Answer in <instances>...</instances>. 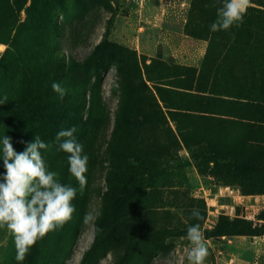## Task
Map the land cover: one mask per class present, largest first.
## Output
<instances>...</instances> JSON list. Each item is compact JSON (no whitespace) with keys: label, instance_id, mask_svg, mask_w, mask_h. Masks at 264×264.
Segmentation results:
<instances>
[{"label":"rangeland","instance_id":"rangeland-1","mask_svg":"<svg viewBox=\"0 0 264 264\" xmlns=\"http://www.w3.org/2000/svg\"><path fill=\"white\" fill-rule=\"evenodd\" d=\"M193 1L0 0V129L13 123L9 99L19 94V120L32 127L15 150L40 136L50 145L41 150L50 170L77 187L73 219L39 240L23 264H188L184 237L194 223L208 242L205 264H264L263 238L229 243L213 234L221 215L235 219L239 209L240 218L250 219L252 207L264 206L258 193L264 191V105L254 114L245 100L264 102V0H251L258 11L250 10L239 28L208 39L186 32L190 21L203 24ZM53 82L68 90L63 100ZM37 84L49 86L47 96L28 94V85ZM210 89L222 96L200 106L197 96ZM122 99L114 169L110 147ZM73 126L89 156L83 194L55 140ZM203 130L246 157L244 147L254 140L262 152L243 167L196 163L191 150L209 143ZM194 208L202 221L191 218ZM88 213L95 219L84 223ZM0 264H18L6 230H0Z\"/></svg>","mask_w":264,"mask_h":264},{"label":"clouds","instance_id":"clouds-1","mask_svg":"<svg viewBox=\"0 0 264 264\" xmlns=\"http://www.w3.org/2000/svg\"><path fill=\"white\" fill-rule=\"evenodd\" d=\"M212 6L216 7V19L211 23L210 31H228L243 24L251 0H216ZM52 90L60 100L68 91L60 82H53ZM76 131L75 126L60 130L55 140L59 150L68 154V171L83 194L88 183L89 156L74 136ZM49 147L37 135L26 144L24 151L17 152L10 136L5 134L0 138V160L4 169L0 173V230L11 235L18 264H23L39 240L62 229L76 212L72 202L76 199L77 187L62 183L59 173L50 170L41 152ZM190 215L196 221L203 220L198 209H192ZM94 219L93 213H88L84 223ZM184 239L188 242L185 249L188 264H205L210 253L201 224L189 225Z\"/></svg>","mask_w":264,"mask_h":264},{"label":"trees","instance_id":"trees-1","mask_svg":"<svg viewBox=\"0 0 264 264\" xmlns=\"http://www.w3.org/2000/svg\"><path fill=\"white\" fill-rule=\"evenodd\" d=\"M211 0H194L192 4V12L199 15L200 21L203 23L202 25H193L191 21L186 25V32L189 36L195 38V39H208L210 35H216L218 32H212L210 31V25L211 23L214 22L216 19V10L210 9L209 3ZM212 6V5H211ZM219 7V3L216 5ZM252 11H258L257 8L249 7L247 10V14L244 17V22L248 18V12ZM259 11H261L259 9ZM210 55V47L206 53L205 60L209 58ZM186 69V68H185ZM56 73L59 72V67L56 68ZM120 72H122V69L120 68ZM199 82L203 80V74L202 72L199 73ZM129 77V75H128ZM124 83L127 82V78H123ZM215 86V85H214ZM28 88L30 92L28 94L31 95V91L33 93H36L38 96L39 94H45L46 96L48 95L49 92V86H46L42 84L41 86L37 85H28ZM203 92V91H201ZM0 92V101L4 100L3 95ZM205 93H208L209 95L204 96V95H199L197 96L198 104L200 106H210L212 103H215L219 99L222 94L215 93L212 89L205 91ZM125 97V94L123 95ZM243 97L236 98V102L242 101ZM22 98L20 97L19 94H15L14 97L10 95L9 103H13L15 105L12 113L9 116V120L13 123L7 124L8 130L5 129H0V138H2L5 134L10 136L13 141V146L14 145H20V142L22 140H25L28 138V129L32 127V123H30L29 120L25 119L23 124L19 120V115H18V103L21 102ZM251 101L253 103L251 105L254 114L257 110L260 108V104L264 105V102H258L257 100L254 99H245ZM123 99L122 103L120 105V110L118 112L117 116V123L115 126V129L112 134V144L110 147V156L112 157V165L114 169H117V161L116 158L118 159L119 155V143H120V138H121V128L123 124ZM46 102V101H45ZM92 103H95L92 101ZM25 104V103H24ZM28 108V106H27ZM254 117L256 115H253ZM22 127V128H21ZM203 135V140L208 141L209 143L207 146L203 145V149L201 151H194L191 150L192 152V159L196 163H202L204 161H209V162H219V161H227L229 163H233L239 166H248V164L251 161L256 160V155H258L260 152H262V148L260 147V144L257 141H252L248 145L244 147H248V157H246L244 154L242 155L241 153L237 152L236 150H232L227 143H222L221 140L218 138H214L212 133L203 130L201 132ZM20 137H23V139L19 140ZM205 142H199L196 145H202ZM245 145V144H244ZM201 147V146H199ZM110 191L114 197H118V193L116 188H114L113 183H110ZM256 193V192H254ZM258 193H264L258 192ZM251 215L250 219H244L240 218L241 214H239V209L237 210L238 212V217L235 219H231L227 215H221L220 216V222L216 230H214L213 234L217 236H226L227 238H232V237H237V236H246V237H264V206H256L252 207L251 210ZM244 216V215H242ZM96 242L99 243V240L103 237L101 232H100V227L99 225L97 226V232H96Z\"/></svg>","mask_w":264,"mask_h":264},{"label":"crops","instance_id":"crops-1","mask_svg":"<svg viewBox=\"0 0 264 264\" xmlns=\"http://www.w3.org/2000/svg\"><path fill=\"white\" fill-rule=\"evenodd\" d=\"M244 237H245V236H244ZM244 237H243V236L232 237V238H228V241H229V243H232L233 241L236 242V239H243ZM255 238H256V237H255ZM261 238L264 239V237H259V239H261ZM237 247H238V246H237Z\"/></svg>","mask_w":264,"mask_h":264}]
</instances>
